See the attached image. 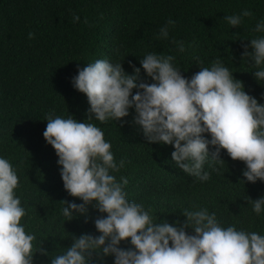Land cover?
<instances>
[{
    "label": "trees",
    "instance_id": "obj_1",
    "mask_svg": "<svg viewBox=\"0 0 264 264\" xmlns=\"http://www.w3.org/2000/svg\"><path fill=\"white\" fill-rule=\"evenodd\" d=\"M244 10L252 16H242L235 28L224 19ZM169 19L175 24L168 26L164 39L160 29ZM261 21L264 0H0V158L18 175L15 194L26 210L21 224L36 236L33 264H51V258L72 245L73 237L99 236L94 221L106 215L95 202L87 206V215L74 212L71 221L62 215L61 201H83L64 189L58 157L43 137L49 113L94 123L102 130L117 165L124 161L110 174L117 181L127 178V199L150 209L156 222L182 224L186 209L206 208L224 228L264 236V209L257 215L251 203L264 197V182H247L243 162L233 161L221 149L225 163L209 158L203 170L211 178L201 182L172 161V145L150 144L144 138L134 123V107L123 121L101 123L94 116L87 120V96L72 84L78 69L100 59L121 63L128 75L134 74L133 66L140 68L139 82L151 84L140 64L147 54L173 56V66L189 80L219 58L245 92L264 105V81L254 76L260 69L242 55L245 47L252 51L251 39L264 37V32L254 31ZM29 33L34 38L29 39ZM205 138L211 139L209 134ZM214 151L209 145L210 155ZM120 247H131L130 240ZM90 264H114V257L93 254Z\"/></svg>",
    "mask_w": 264,
    "mask_h": 264
},
{
    "label": "clouds",
    "instance_id": "obj_2",
    "mask_svg": "<svg viewBox=\"0 0 264 264\" xmlns=\"http://www.w3.org/2000/svg\"><path fill=\"white\" fill-rule=\"evenodd\" d=\"M242 16L252 13L244 10L224 19L235 28L242 23ZM79 19L74 16L73 22ZM174 24L169 19L160 36L167 39L168 26ZM254 31L264 32V21L257 23ZM32 38L34 34L29 33ZM250 48L251 52L245 47L242 55L260 69L254 72L256 80L264 81V37L251 39ZM179 51H184L183 42H179ZM173 60L171 55L156 53L140 60L154 81L151 84L139 82L140 68L133 66L134 74L128 75L121 63L112 64L107 59L78 69L72 84L87 96V120L94 116L101 123L123 121L134 107V123L144 138L150 144L172 145V161L184 173L208 181L211 176L203 165L209 158L224 164L220 159L223 149L233 161L246 165L242 175L247 182H264V105L245 92L242 82L234 79L219 58L210 67H201L190 80L173 66ZM134 89H138L135 94ZM46 121L43 137L58 157L64 189L83 201H61L65 205L62 215L69 221L74 212L87 215V206L93 202L106 214L94 221L99 236L73 237L72 245L51 258V264H90L93 254L113 256L114 264H264V236L235 226L224 228L216 214H209L206 208L186 209V220L173 225L156 222L150 209L130 202L124 191L127 178L117 181L110 174L118 172L124 161L117 165L111 144L94 123L78 122L71 116L54 118L52 113ZM209 145L215 148L211 155ZM18 185L12 164L0 158V264H33L36 236L21 224L26 210L15 194ZM251 203L259 215L264 197ZM129 240L131 247H120L122 241ZM39 252L47 255L42 248Z\"/></svg>",
    "mask_w": 264,
    "mask_h": 264
}]
</instances>
